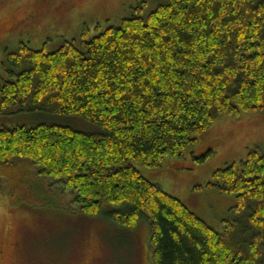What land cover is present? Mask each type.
<instances>
[{
    "label": "trees",
    "instance_id": "1",
    "mask_svg": "<svg viewBox=\"0 0 264 264\" xmlns=\"http://www.w3.org/2000/svg\"><path fill=\"white\" fill-rule=\"evenodd\" d=\"M54 48L22 44L0 65V115L43 118L0 126L3 188L36 193L52 178L66 210L145 222L150 264H264V149L207 183L234 198L220 230L140 170L200 163L212 151L194 147L216 118L264 109V0L138 1Z\"/></svg>",
    "mask_w": 264,
    "mask_h": 264
},
{
    "label": "rangeland",
    "instance_id": "2",
    "mask_svg": "<svg viewBox=\"0 0 264 264\" xmlns=\"http://www.w3.org/2000/svg\"><path fill=\"white\" fill-rule=\"evenodd\" d=\"M138 1L143 0H0V65L7 53L16 52L22 44L52 50L84 29L93 34L98 25H117ZM144 1L148 7L156 2ZM0 74L4 76L1 66ZM42 119L25 113L0 115V126H32ZM255 147L264 149V109L216 118L194 147L198 155L212 151L200 163L175 158L156 170H140L199 220L220 230L223 220L232 216L234 198L207 183L215 170L238 164ZM177 160L184 166H178ZM4 180L0 178V264H150L145 222L127 229L104 212L88 215L66 210L71 196L62 193L52 178L42 181L52 190L42 187L46 191L35 193L25 188V194L11 186L3 188ZM48 191L59 199L50 201L53 197ZM54 204L63 206L59 209Z\"/></svg>",
    "mask_w": 264,
    "mask_h": 264
},
{
    "label": "flooded vegetation",
    "instance_id": "3",
    "mask_svg": "<svg viewBox=\"0 0 264 264\" xmlns=\"http://www.w3.org/2000/svg\"><path fill=\"white\" fill-rule=\"evenodd\" d=\"M9 37V36H8Z\"/></svg>",
    "mask_w": 264,
    "mask_h": 264
}]
</instances>
